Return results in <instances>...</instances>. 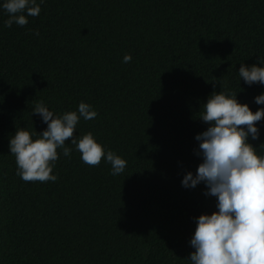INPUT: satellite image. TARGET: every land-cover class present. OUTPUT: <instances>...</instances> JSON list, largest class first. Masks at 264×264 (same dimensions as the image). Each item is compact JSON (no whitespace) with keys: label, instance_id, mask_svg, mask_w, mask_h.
I'll return each instance as SVG.
<instances>
[{"label":"trees","instance_id":"1","mask_svg":"<svg viewBox=\"0 0 264 264\" xmlns=\"http://www.w3.org/2000/svg\"><path fill=\"white\" fill-rule=\"evenodd\" d=\"M5 2L0 264H189L196 218L218 211L203 183H181L202 162V105L224 91L253 113L264 107L255 103L264 85L238 73L264 67V0H36L40 14L11 28ZM40 101L55 116L90 105L98 115L81 118L74 135L91 132L126 161L124 172L112 175L106 159L86 165L69 140L56 182L17 176L9 141L47 129L32 115ZM256 127L248 142L264 156V119Z\"/></svg>","mask_w":264,"mask_h":264},{"label":"clouds","instance_id":"2","mask_svg":"<svg viewBox=\"0 0 264 264\" xmlns=\"http://www.w3.org/2000/svg\"><path fill=\"white\" fill-rule=\"evenodd\" d=\"M2 7L9 16L4 21L7 28L14 23L27 25L28 17H37L41 11L36 0H6ZM131 59L125 55L123 62ZM238 73L249 86L264 85V67L241 64ZM255 103L264 105V93L255 97ZM202 107L199 119L208 127L195 137L199 141L196 155L202 162L195 175L187 172L181 183L185 188L203 183L207 189L204 194L216 198L218 211L196 218L190 241L195 251L187 260L189 264H264V156L248 142L249 137L259 139L256 124L264 119V107L253 113L247 104L238 102L237 93L224 91H213ZM32 115H39L47 129L36 132L39 138L35 141L28 131L16 130L9 141L16 174L23 181L56 182L58 177L52 172L59 159L58 149L70 158L69 140L86 165L99 166L106 159L112 175L124 172L126 161L110 150L105 152L91 132L82 137L74 135L81 118L93 120L98 115L90 105L81 102L78 111L55 116L40 101Z\"/></svg>","mask_w":264,"mask_h":264}]
</instances>
